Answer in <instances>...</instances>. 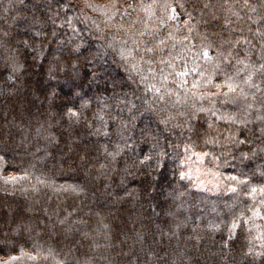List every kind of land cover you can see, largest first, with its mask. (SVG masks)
I'll use <instances>...</instances> for the list:
<instances>
[{"label":"trees","instance_id":"16d2710c","mask_svg":"<svg viewBox=\"0 0 264 264\" xmlns=\"http://www.w3.org/2000/svg\"><path fill=\"white\" fill-rule=\"evenodd\" d=\"M203 2L142 0L150 5L146 12L140 0L118 5L87 0L93 8L85 0H0V129L5 132L0 150L7 152L6 162L0 161V262L264 264V192L259 190L264 152L243 157L241 150L250 153L252 146L225 145L229 125L217 119L242 113V102H217L216 115L201 114L200 123L216 121L221 134L220 143L205 145L187 128H166L147 110L152 94H145L133 61L118 54L125 35L119 29L122 20L125 28L137 20L136 29L147 24L152 30L177 4L192 11L193 3ZM128 3L138 5L134 12L129 9L131 16L108 18L116 7L123 13ZM229 3L242 19L231 16L233 24L225 26V13L218 11L212 31L236 39L240 33L233 30L242 28L253 39L247 29L255 30L257 14L243 8V0ZM176 12V20L160 29L161 36L171 32L174 37L167 40L164 55L178 54L190 68L193 53L184 48L195 44L198 50L200 39L194 30L182 48L187 17L179 7ZM193 14L200 19L199 12ZM198 28L205 31L203 24ZM175 64V71L187 70L184 60ZM179 79L173 72L166 83L178 88ZM186 79L191 82L193 75ZM153 83L159 86V77ZM69 108L81 113L78 119H69ZM256 127L248 125L251 131ZM187 144L192 148L185 152ZM193 153L218 175L221 193L201 191L181 176ZM7 177L17 179L5 182ZM246 177L248 182L240 183ZM77 184L85 188L80 196L70 191ZM65 217L70 223L61 224ZM236 218L239 226L232 228Z\"/></svg>","mask_w":264,"mask_h":264},{"label":"snow or ice","instance_id":"6c2138e0","mask_svg":"<svg viewBox=\"0 0 264 264\" xmlns=\"http://www.w3.org/2000/svg\"><path fill=\"white\" fill-rule=\"evenodd\" d=\"M85 2L87 3V0ZM114 2L118 5L120 0H114ZM224 5H228V7L225 8ZM137 6V3H128L123 13H120L119 7H116L108 18L111 20L117 14L121 15L122 18L123 16H131L132 12L129 9L134 12ZM87 7L93 8L94 5L87 3ZM139 7L144 8L147 12L150 5H143L142 0H140ZM176 7L182 9L187 17L183 21L187 34L179 42L182 48L184 42L189 40L194 30L200 39L198 50L195 44H192L191 48H184V50L193 53L190 68L184 57L178 54L173 57L171 52L166 56L164 55L165 48L169 47L167 40L174 39L171 32L168 33L167 37L161 36L160 29L167 26V21H161L159 28L153 26L152 30L147 24L144 25L143 30L136 29L137 20L129 22L126 28L123 20L119 25V29L123 30L125 35L118 42V54L122 59L128 60L130 58L133 61L131 67L140 75V83L145 86V94H152L151 98L146 100L147 110L153 111L160 123L166 128L169 126L187 128L198 139H202L205 145H216L221 140L216 121L200 123L201 114L211 112L212 115H216L213 109L217 102L233 105L242 102V113L238 111L237 113L221 114L217 117L219 121L229 125V135L223 137L224 144L231 145L237 150L252 146L250 153L241 150V156L243 157L256 156L258 152H264V14H261V12H264V0H256L255 3H252V0H243V8L257 14V19L252 21L257 27L255 30L252 27L247 29L248 32L253 33V39L243 35L244 29L242 28L233 30L240 33L236 39H225L222 33L212 31V22H219L220 20L217 15L218 11L225 13L223 17L225 26L233 24L231 16H235L238 20L242 19L239 12L232 10L229 0H223V3L219 5L213 4L211 0H206L200 5L193 3L192 11H188L186 5L180 3L172 7L173 15L168 17L169 20H175L180 15L176 12ZM194 12L200 13L199 20H196ZM228 13H231V15H228ZM206 15L210 19H204ZM84 19L87 20L88 17L85 16ZM248 19L252 20V17L249 16ZM93 23L95 22L93 21ZM200 24L205 25L203 33L199 31L198 25ZM213 37L216 39H213ZM116 39V37H113L114 41ZM217 40L220 42L217 43ZM253 40H256V43H253ZM244 45L248 47H243ZM176 46V44L171 45L173 49ZM241 50L245 53L244 55H241ZM253 55L256 56L255 60L252 58ZM176 59L184 60L183 68L187 70L175 71ZM233 61H235V64L232 63ZM153 65H163L164 68H154ZM238 65H242V67H237ZM165 68L173 71L166 72ZM229 69H232V71H229ZM173 72L175 77L180 78L178 88H173L166 83L169 77L173 76ZM190 74L193 75L191 82L186 79ZM157 77L160 79L159 86L153 83L157 80ZM205 85L208 88L205 91H200L201 87ZM211 88H215V91L210 90ZM205 101H207L208 107L205 106ZM67 115L69 119L73 117L78 119L81 113L69 108ZM249 124L257 125L254 131L248 129ZM233 125L238 127L233 128ZM249 131H251V135L246 134ZM8 135L10 136L11 133H8ZM252 136H255V140L251 138ZM4 137L5 132L0 129V140H3ZM190 148H192V144H187L185 152ZM204 155H207V153H204ZM6 156L7 152L0 150V161H5ZM144 161L150 162L151 157L145 156ZM157 166H159V163ZM181 176L183 177L184 174L182 173ZM16 179L17 177H7L5 182L15 181ZM231 179L236 181L239 178L233 176ZM248 179L246 177L244 180H240V183H247ZM229 190L235 192L237 189L231 187ZM259 190L264 192V187ZM70 191L71 194L80 196L85 192V188L77 184L71 186ZM256 191L257 188L253 187L252 192ZM71 215V212L68 213V216ZM237 220L238 218L233 220L232 228L239 226ZM66 222L70 223L68 217L60 221L61 224ZM225 245L227 246V242H225ZM249 252H251V249H249ZM12 259L16 258L12 257ZM0 264H7V262H0Z\"/></svg>","mask_w":264,"mask_h":264},{"label":"rangeland","instance_id":"374dc122","mask_svg":"<svg viewBox=\"0 0 264 264\" xmlns=\"http://www.w3.org/2000/svg\"><path fill=\"white\" fill-rule=\"evenodd\" d=\"M132 2L134 0H127ZM173 15L172 9L169 16ZM176 20V19H175ZM161 21L169 22V19H161ZM190 163L186 166L184 178L194 183L197 189L208 192L210 194H219L223 191L224 185L218 175L203 165V157L201 155H191Z\"/></svg>","mask_w":264,"mask_h":264}]
</instances>
